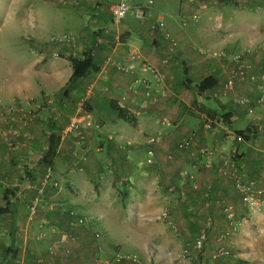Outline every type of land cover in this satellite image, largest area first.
<instances>
[{"label": "crops", "instance_id": "0c3cea01", "mask_svg": "<svg viewBox=\"0 0 264 264\" xmlns=\"http://www.w3.org/2000/svg\"><path fill=\"white\" fill-rule=\"evenodd\" d=\"M57 1L75 13L49 25L61 24L53 35L73 43L32 20L14 55L26 66L17 77L11 67L0 75V264H167L165 226L198 232L179 235L180 243L193 246L202 230L207 240L212 222L207 215L197 229L199 199L211 212L221 206L224 226L238 223L237 207L242 217L264 220V0H151V17L129 13L120 23L110 13L119 0ZM156 21L164 27L152 32ZM85 50L92 70L69 84L70 60ZM212 52L240 55L255 82L236 80L227 90L238 64ZM210 77L216 86L198 94L195 86ZM8 105L25 123L6 114ZM117 109L129 118L119 119ZM79 111L96 127L61 140ZM9 128L17 131L10 142L2 133ZM248 128L241 143L231 141ZM185 139L189 146L180 147ZM233 150L232 172L251 186L252 202L218 172ZM79 218L88 222L80 226Z\"/></svg>", "mask_w": 264, "mask_h": 264}, {"label": "rangeland", "instance_id": "374dc122", "mask_svg": "<svg viewBox=\"0 0 264 264\" xmlns=\"http://www.w3.org/2000/svg\"><path fill=\"white\" fill-rule=\"evenodd\" d=\"M104 1L111 2L112 0ZM60 13L68 17L71 15L70 13H75V10L71 7H60L57 0H0V75L2 74L4 77L7 69L11 67L12 74L17 77L18 73L26 66L24 57L15 59L14 55L21 53L19 51L22 47L21 44L25 42L22 38L32 34V20L39 21L41 19L46 26L45 32L49 36H63L53 35L56 34L57 28L55 27L61 26V24L49 25L52 19L58 17ZM3 54L6 55V60L3 59ZM234 126L240 128L239 125ZM199 204L201 206L199 215H196L199 221L197 229L203 228L207 215L211 217L212 224L207 231V240L203 243L201 251H197L191 246L190 241L178 242L179 235L185 239L195 232L197 234L196 230L192 232L194 229L191 230L184 226L180 230L175 222H172L171 226H165V232L170 237L169 241L162 243L166 248L165 251H170L169 254L165 252L167 264H179V260H181V264H264V220L262 217L255 219L251 213L242 217L243 208L237 207L235 211L238 223L233 227L224 226L226 222L221 214V206L211 212V204L209 209L203 207L200 199ZM157 222L159 223V221ZM174 228H177V231ZM221 234L225 236L219 238ZM169 245L175 246L176 249L169 248ZM220 248L227 251L228 256L211 262L210 255ZM123 255L121 254V256Z\"/></svg>", "mask_w": 264, "mask_h": 264}, {"label": "built area", "instance_id": "2783aa9c", "mask_svg": "<svg viewBox=\"0 0 264 264\" xmlns=\"http://www.w3.org/2000/svg\"><path fill=\"white\" fill-rule=\"evenodd\" d=\"M62 5L66 6H76L79 5L81 0H60ZM131 0H119L116 3H113L112 6L110 7V13L113 19L114 23H120L124 21L129 13L133 15L134 19L137 20H142L144 18H149L151 17V9L153 2L151 0L147 1L145 4H137L135 7L131 6L130 4ZM164 27L162 21H156L154 24L151 25V31H157L159 29H162ZM54 39V38H52ZM62 42L65 41L67 43H73V37L71 35H65L61 37ZM171 42L173 45H175V41L171 39ZM76 44L74 45V47ZM212 57L215 58H222V57H227L231 62H235L238 64L237 68L233 71L230 72V75L226 81L225 88L227 90H231L233 88L234 82L236 80L238 81H246L248 79L250 82H255V77L254 76H246L245 72V66L241 64V56L240 55H234V54H228L224 52H213L211 53ZM260 92L264 103V87H260ZM251 100L248 99H243L239 101L240 104H249ZM6 114L11 118L14 117L19 121L20 123H25L26 120V115L20 111L17 107L14 105H8L5 108ZM96 127L94 121L88 118L87 113H82V111H79L76 113L73 118L69 121L68 125L63 129L60 139H64L67 137L69 134L78 131L80 128H92ZM3 136L5 139L10 142L12 138L16 136V129L15 128H9L4 130ZM244 137L241 135H236L233 134L231 135V141L235 143H241L243 141ZM190 144V139H185L181 142L180 147H188ZM204 153H207L209 155V158L212 156V152L205 151ZM238 156V152L236 150H233L231 154L222 159V164L218 167V172L222 175L229 176L235 179V188L240 192V194L243 197V202L244 203H249L252 202V200L255 197V193H253L252 188L249 184H246L242 182L240 179H238L236 176H234L232 172V168L234 166L236 157ZM149 162V160H148ZM260 193V192H259ZM226 216L228 220H231L232 214H231V209L228 207L225 209ZM88 222L87 219L85 218H79L77 220L78 225H85ZM205 231L202 230L200 234L197 236L195 239L193 248L197 251H201L203 243L205 241ZM100 236L96 234V238H99ZM228 256V252L225 251L223 248H220L217 250L215 253L211 255V260L215 261L219 259L220 257H226ZM124 258L123 256H118V259ZM95 264H104L101 261H97Z\"/></svg>", "mask_w": 264, "mask_h": 264}, {"label": "trees", "instance_id": "16d2710c", "mask_svg": "<svg viewBox=\"0 0 264 264\" xmlns=\"http://www.w3.org/2000/svg\"><path fill=\"white\" fill-rule=\"evenodd\" d=\"M70 62L72 66V75H71L69 84H71L72 82L76 80L84 78L87 74L90 73V71L92 70V65H93L92 50L83 51L79 58H73L70 60ZM214 86H216V80L210 77V78H207L201 81L198 85H196L195 90L197 91L198 94H202L210 90ZM116 112H117V116L119 119L127 120L129 118L120 109H117ZM249 132L250 130L248 128L245 131H239V132H236L235 134L241 135L244 138H247L245 134ZM10 196L12 197V193L10 191H7V190L4 191L3 197L7 203V206L9 205L8 199L10 198Z\"/></svg>", "mask_w": 264, "mask_h": 264}]
</instances>
